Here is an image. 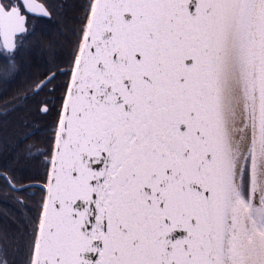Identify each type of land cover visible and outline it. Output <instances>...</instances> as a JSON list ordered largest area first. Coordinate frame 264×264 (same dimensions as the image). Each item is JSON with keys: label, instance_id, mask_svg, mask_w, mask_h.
Returning <instances> with one entry per match:
<instances>
[{"label": "snow or ice", "instance_id": "1", "mask_svg": "<svg viewBox=\"0 0 264 264\" xmlns=\"http://www.w3.org/2000/svg\"><path fill=\"white\" fill-rule=\"evenodd\" d=\"M0 264H264V0H0Z\"/></svg>", "mask_w": 264, "mask_h": 264}]
</instances>
